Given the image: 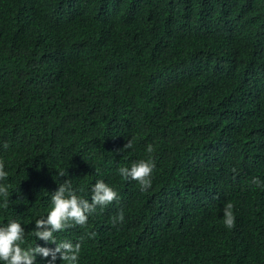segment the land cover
<instances>
[{"label": "trees", "instance_id": "trees-1", "mask_svg": "<svg viewBox=\"0 0 264 264\" xmlns=\"http://www.w3.org/2000/svg\"><path fill=\"white\" fill-rule=\"evenodd\" d=\"M150 157L146 191L119 174ZM0 160L22 248H55L59 184L103 180L118 199L54 233L78 264H264V0H0Z\"/></svg>", "mask_w": 264, "mask_h": 264}, {"label": "clouds", "instance_id": "clouds-1", "mask_svg": "<svg viewBox=\"0 0 264 264\" xmlns=\"http://www.w3.org/2000/svg\"><path fill=\"white\" fill-rule=\"evenodd\" d=\"M132 146V141L128 140L124 148H131ZM3 147H8L7 142L4 143ZM146 150L150 154L154 151L152 145H149ZM154 167L155 162L150 157L147 160L141 159L133 162L131 167H120L118 172L125 180L137 181L141 190L146 191L151 187V174ZM4 168V162L0 160V180L7 179L8 173ZM59 175L64 176V173H59ZM252 183L261 184L258 178H253ZM9 187L10 185L0 184V195L6 198L3 207L8 206ZM117 199V192L103 180H98L92 187L91 202H89L76 194L70 179H65L51 196L52 208L46 218L35 220L34 235L36 238L47 243H54L55 248L40 245L22 248L21 244L24 243L25 229L21 226V223L12 220L8 224L0 226V261H4L5 264H36V257L40 255L44 258L50 257L48 264H55L57 254H59V258L66 264H78L81 243L73 244L67 240L57 243L54 233L75 225L84 227L87 224L88 216L95 212L98 205L105 206ZM233 207V204L229 202L224 208V225L228 229L235 226ZM123 220L124 214L121 211L113 217L112 223L115 225L122 223ZM91 235L94 236L95 233Z\"/></svg>", "mask_w": 264, "mask_h": 264}]
</instances>
